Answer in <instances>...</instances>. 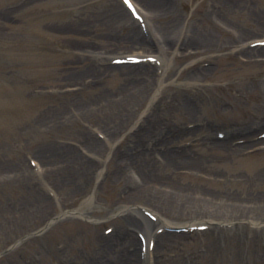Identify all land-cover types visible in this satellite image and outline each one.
Returning <instances> with one entry per match:
<instances>
[{"label": "rangeland", "instance_id": "1", "mask_svg": "<svg viewBox=\"0 0 264 264\" xmlns=\"http://www.w3.org/2000/svg\"><path fill=\"white\" fill-rule=\"evenodd\" d=\"M119 3L0 0V264L98 263L101 244L110 235L127 232L139 243L138 235L144 232L135 211L149 220L141 208L177 226L212 222L208 229L182 237L171 253L172 259L183 258L186 264H264V223L251 224L242 220L245 217L233 216L229 208L195 199L211 194L244 197L251 192L246 190L250 179L260 174L264 178V142L246 151L234 149L245 139L246 131L256 137L264 130V53L253 58L244 53L256 48L250 44L264 38V0H168L166 11L152 17L144 15L151 33L146 28L142 31V49H132L127 37L131 29L139 31L140 24L131 23L128 16L125 22L112 19L110 13ZM160 25L168 30L159 34L156 30ZM181 29L211 36L210 41L204 39L210 48L176 46L170 50L174 53L165 54L168 62L164 61L157 45L162 46L167 37L175 41ZM112 45L118 48H110ZM91 51L157 55L159 67L148 62L132 67L142 71L149 68L164 82L160 84L155 78L150 88L131 99L100 101L102 95L113 98L123 91L126 69L114 66L98 83H92L87 75L78 80L87 77L84 84H76L70 80L74 71L90 67L97 71L96 67L107 66L106 58L93 57ZM203 69L206 71L201 74ZM72 100H90L98 107L80 113L70 111L58 119V113ZM165 106L169 108L166 113L161 109ZM147 107L138 126L146 124L151 115L149 121L157 122L153 127L156 131L139 138L138 144L145 147L149 139L154 141L157 133L167 129L185 132L198 128L195 135L175 146H192L191 154L206 152L208 160L219 161L207 168L188 166L179 172L174 168L172 177L165 174L168 169L164 167L160 180L151 181L156 182L155 187L172 185L167 187L166 196L162 191L132 195L137 178L131 172L122 174L112 158L114 153L123 156L127 151L132 140L128 136L136 130L132 132L130 127ZM192 109L194 114H190ZM121 112L126 118L118 123L113 120L114 113ZM109 120L120 130L111 135L112 139L103 129ZM218 130L226 137L216 139ZM85 138L97 140L100 148L83 156L90 160V169L74 179L76 171L63 169V160L70 159H62V154L71 149L79 157L74 146ZM210 141H226L234 150L211 153L215 144H208ZM160 143L157 152L163 150ZM16 167L29 168L31 174L29 170L19 181L14 177ZM47 170L56 171L54 176L67 181L63 179V185L57 187ZM259 182L251 195L264 193V182ZM170 191L186 193L189 198L173 202L176 197H170ZM35 197L48 202L43 212L32 206ZM200 212L210 216L193 218ZM227 212L233 217H223ZM56 216L59 218L54 219ZM129 218L134 219L130 227ZM160 224L153 225L155 235L165 231L187 234L176 231L181 228H156ZM107 229L113 231L106 234ZM119 248L112 250V258L122 254Z\"/></svg>", "mask_w": 264, "mask_h": 264}, {"label": "bare ground", "instance_id": "2", "mask_svg": "<svg viewBox=\"0 0 264 264\" xmlns=\"http://www.w3.org/2000/svg\"><path fill=\"white\" fill-rule=\"evenodd\" d=\"M133 3H135V6L139 10V12L142 15H145L146 17H152L154 15H159L160 13L164 12L168 8V0H141L142 3L138 2L137 0H132ZM111 17L113 20L120 21V22H125L126 19L125 17L128 16L130 17L131 23H133V19H131V15H129L128 11L125 9L123 5H117L115 4V9L110 13ZM132 27V25H131ZM148 29V26H147ZM160 30H156L157 32L159 31V34L162 32L165 33L168 28L163 27L160 25ZM150 29H148V32ZM155 31V30H154ZM154 33H157V32ZM151 33V31L149 32ZM142 31H131L128 32L127 37L129 38L128 43L130 44L132 49H142L145 48V44L142 42L144 40V35H142ZM158 34V36H159ZM142 37H140V36ZM178 38L173 41L172 39L168 38L164 39V45L162 46L159 44L157 45V49L159 50V53L161 54V58L164 59V61L168 62L167 57L165 54L174 53L173 51H170L174 47H189L191 45H195L198 47V49H205L208 50L210 48V45H208L207 42L205 41H210L211 36L206 35V34H193L189 33L186 31H183L181 29V32L178 33ZM166 38V37H165ZM205 39V41H204ZM258 40H264V38H259ZM162 38L160 37L158 39V42H161ZM170 43V44H169ZM203 43H205L203 45ZM158 44V43H157ZM169 45V47H168ZM110 48H113L116 50L118 46L112 45ZM104 48H101L103 50ZM169 49V50H168ZM195 50V49H194ZM197 50V49H196ZM170 51V53H169ZM198 51V50H197ZM260 51V52H259ZM105 54H109L108 52H104ZM244 53L249 54L250 58L256 57L260 54L264 53V46L261 47H256L253 49H246L244 50ZM117 55V54H116ZM256 55V56H255ZM162 59V60H163ZM97 66V65H96ZM117 67L120 68H125L126 71L123 73L125 76V81L123 85V91L120 93H117L113 98H105L104 95L100 96L101 100L106 103H111L115 102L116 97H118V100H126V99H131L136 97V95H139L140 93H143L146 91V89L152 85V82L155 80V78L160 82H164L162 80L161 76L156 77L155 72L149 70V68L146 70H136L132 67V65H123L119 66L116 65ZM114 68V65H108V66H101V67H96V70L93 69L92 67L87 68L83 71L80 72H75L70 76V80L74 81L76 84H84V79L87 77H84L81 82L78 80L81 79L82 76H91L92 77V83H98L100 80V77L105 75L108 71V69ZM206 69H203L201 71V74L205 73ZM90 101V100H89ZM89 101L85 102H78L75 100H72L68 102L69 104L66 105V107H63V109L58 113L60 114V117L58 119H61L67 112H84V111H89V110H94V108L98 107L95 103H91ZM151 101V100H150ZM163 106V105H162ZM161 106V107H162ZM154 107V106H153ZM191 107V106H190ZM165 113L168 111V107L165 106L161 108ZM145 112L142 113V115ZM190 114H194V109L190 111ZM114 118L113 120H117L116 122L121 123V120L126 118V114L124 112L121 113H114ZM113 117V113L111 114V118ZM56 119V118H55ZM56 119V120H58ZM138 119V118H137ZM151 119V115L145 120L146 124L142 123L141 127L136 126L138 123V120H136L135 124L130 127L131 128H139L136 132H134L131 136L129 135V138H132L130 140V146L127 148V151L124 152V155L121 156L118 154H113L114 159H116L119 168L122 169L121 172L122 174L126 172H131L133 177L137 178L136 186L134 188V192L131 193L132 195H138V193H150L154 191L153 193H166L167 187L170 184H164V185H159L155 187L154 184H156L157 181L160 180V175H161V170L165 167L168 169V172H165L166 175L171 176L174 175V168L176 170L184 169L183 167H190V168H200V166L203 167H210L214 163H217L219 161L215 160H208L207 155H205L206 152L202 154H191L193 151L192 146H183L179 145L180 147H176L175 145L180 143V141L183 140V138L189 136V135H195L197 132L198 128L194 130H188L186 129L185 132L183 131H178V130H166L165 133L163 134H158L154 137V141H150L145 145V147H142L141 145H144L143 143L138 144V139L142 137H147L146 135H149L150 133H155V129L153 128L154 126L157 125V122L152 119V121H149ZM116 122L109 120L105 126L104 132L108 131L107 135L110 136L108 139H112L111 135L118 130ZM111 124H114L113 126ZM200 131V130H198ZM264 132V131H262ZM102 133V132H101ZM110 133V134H109ZM106 138V137H105ZM242 142L239 143L238 145L234 147L231 146L230 143L228 142H221V141H210L208 144L213 143L214 148H212L210 151L211 153H214L215 151L219 153H226V152H233V150H243L246 151L248 148H253L254 145L256 144H261L264 142V138H259L258 136L253 137L250 135L249 132L246 131L245 134V139H241ZM129 143V141H127ZM162 145L163 143V150L162 152H157L158 150V144ZM79 143H81L83 146H81ZM98 141L85 138V140L81 139L78 140V145L74 146V149L80 152V156L77 157V155L74 154V151L71 149H67L64 151L62 154L63 158L66 159L69 158L70 160H63V163L66 165H63V169L66 170H73L76 171V175L73 177L74 179H77V177H82L83 173L85 172L84 170L87 169V167L90 169V160L88 158L83 157L84 155H87L88 153H91L93 149H96L98 147ZM227 143V145H225ZM110 145V144H109ZM111 147V145H110ZM100 148V147H98ZM234 148V149H233ZM76 152V151H75ZM216 153V152H215ZM123 154V153H122ZM48 163L47 160H40ZM105 163V160H104ZM42 168V166H41ZM207 168V167H206ZM2 169V168H1ZM88 169V170H89ZM16 171V175L14 176L16 179L19 181H22L24 177L27 176L28 169H24L22 167H16L14 168ZM189 171V170H185ZM194 173L197 171L195 169L192 170ZM31 174V170L29 171ZM48 176H52L56 180V186L59 187L60 185H63V179L66 180V178H58L54 176V172L56 171L53 170H47ZM176 172V171H175ZM99 173H102L101 171ZM148 173V174H147ZM198 173V172H197ZM202 173V172H200ZM147 174V175H145ZM147 177L149 181H147ZM219 177V176H218ZM156 180V182H153V180ZM165 179V176H161V180ZM263 174L258 175V177H255L254 179H250L249 183L251 185H248L246 187L247 192L251 190V192H254L253 187L255 186L256 182H259L260 180H263ZM152 180V181H151ZM259 180V181H258ZM67 181V180H66ZM135 182V181H134ZM264 182L260 181L259 183ZM172 183V182H171ZM173 186L170 185L168 188H172ZM251 187V189H250ZM162 191V192H161ZM250 192V193H251ZM250 193L244 195V197H238V196H229L228 194L222 195L219 197H215V195L211 194L210 196H200V197H195L196 200H201L204 202H209L213 204V206H218L220 208H229L233 216L238 217L239 219L245 217L242 220H248L251 222V224L257 225L264 223V193H257L256 196L251 195ZM165 195V194H164ZM166 196V195H165ZM170 197H176L173 199V202L179 201L183 198H189V196L186 193H180V192H175V191H170L169 192ZM193 199V198H192ZM167 206H169V201H165ZM48 202L46 201L45 198L42 197H35V200L32 202V206L36 207L37 209H42L41 212H43V209H46ZM27 208V207H26ZM4 211H8V209H4ZM225 211V210H223ZM139 215V222L138 225L141 228V231L144 232L146 236V242H150L151 238L155 240V244L153 247L152 251L147 250L145 254H141V243H137L135 238L132 236V234H128L127 232L123 233H115V235H110L101 245L102 248V255L99 257L98 263L95 264H137V261L139 263L143 264H186L184 263L185 260L183 258L180 259H172L171 253L173 250L177 248L178 243L180 242L179 240H182V237H188L190 233L183 234L181 233L180 235L173 234L170 232H164L160 235H155L153 232L154 230V223L150 220H147L144 216H142L140 213H137ZM227 214H229V217H233L232 214L227 212L226 214L223 215L225 217ZM160 216V215H158ZM195 216V215H194ZM203 218L206 216H210L209 214H204V212H200V215H197L193 218ZM214 219V218H212ZM131 220V221H130ZM127 221H129V226H132L134 219L129 218ZM194 221V220H192ZM259 221L260 223H258ZM211 221L205 222V223H195V222H189V223H183V224H178L182 226H177V223H168L165 221L161 216L158 218L157 223H161L158 225L156 228L165 226V227H174V228H181V227H188V226H200V225H206L210 224ZM222 223H230L228 222H222ZM176 225V227H175ZM121 247L123 249L121 252V255H115L113 258L111 257L112 250H115L116 248ZM148 248V246H147ZM120 249V248H119ZM114 252V251H113ZM138 263V264H139ZM192 264V263H190Z\"/></svg>", "mask_w": 264, "mask_h": 264}, {"label": "snow or ice", "instance_id": "3", "mask_svg": "<svg viewBox=\"0 0 264 264\" xmlns=\"http://www.w3.org/2000/svg\"><path fill=\"white\" fill-rule=\"evenodd\" d=\"M126 3H128V0H125Z\"/></svg>", "mask_w": 264, "mask_h": 264}]
</instances>
